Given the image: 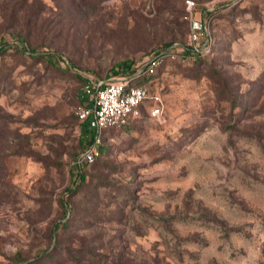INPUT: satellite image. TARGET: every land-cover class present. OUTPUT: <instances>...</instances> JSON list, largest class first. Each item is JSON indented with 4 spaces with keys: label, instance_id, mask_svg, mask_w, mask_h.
Returning <instances> with one entry per match:
<instances>
[{
    "label": "rangeland",
    "instance_id": "rangeland-1",
    "mask_svg": "<svg viewBox=\"0 0 264 264\" xmlns=\"http://www.w3.org/2000/svg\"><path fill=\"white\" fill-rule=\"evenodd\" d=\"M195 1L213 54L167 62L100 165L74 163L84 78L185 44L184 0H46L27 42L0 16V264H264V0Z\"/></svg>",
    "mask_w": 264,
    "mask_h": 264
},
{
    "label": "built area",
    "instance_id": "built-area-1",
    "mask_svg": "<svg viewBox=\"0 0 264 264\" xmlns=\"http://www.w3.org/2000/svg\"><path fill=\"white\" fill-rule=\"evenodd\" d=\"M212 4V3H211ZM187 20V42L179 47L168 45L155 50L144 63L131 73H122L107 79L87 80L82 86V94L88 100L78 105L76 114L88 129L86 144L74 159L77 166L90 163L99 153V145L104 131L109 127L120 128L141 116L142 107L151 116L162 112L163 99L157 89L159 71L170 61L193 62L209 59L216 46V38L210 25V4L200 12L195 0H184ZM65 58L62 56V60ZM137 77L145 80L136 83Z\"/></svg>",
    "mask_w": 264,
    "mask_h": 264
},
{
    "label": "trees",
    "instance_id": "trees-1",
    "mask_svg": "<svg viewBox=\"0 0 264 264\" xmlns=\"http://www.w3.org/2000/svg\"><path fill=\"white\" fill-rule=\"evenodd\" d=\"M61 0H54V3L57 5V7H61ZM74 2V0H72ZM78 5V3H73ZM49 6L46 3V0H0V16L2 18V23L9 28H12L14 30V33L16 34L17 38L22 42H27L31 40V34L35 29H39L42 32H58L57 27H53L50 22L47 20V17L43 14L47 10ZM60 20H57L56 22H59ZM171 43L162 45L158 47L155 50H158L160 48L166 47ZM3 50L0 48V51ZM29 55H36V53L28 48ZM43 56L49 61L57 64V62L52 59L49 54H43ZM200 60H206V59H200ZM129 61H123L122 66L124 68L129 67ZM122 66H118V68H114V72H119L120 68ZM132 70V68H131ZM135 71L134 69L131 71ZM144 77H137L135 79L136 83H140L144 81ZM84 82L87 81V78H84ZM143 110V109H142ZM131 123V122H130ZM130 123L126 124L129 125ZM124 125V126H126ZM122 126V127H124ZM86 127V124H85ZM121 128V127H120ZM87 129V128H86ZM110 129H118L115 127H109L104 131L102 141L99 145V153L94 158V160L90 163L93 165H100L104 162H107V160L104 158H100L102 154H104V151L106 150V147L103 144V139L105 136V133ZM85 164V163H84ZM77 176L80 178V181L84 183L86 181L87 175L86 173H83L81 171H78ZM117 264H126V261L119 260Z\"/></svg>",
    "mask_w": 264,
    "mask_h": 264
}]
</instances>
